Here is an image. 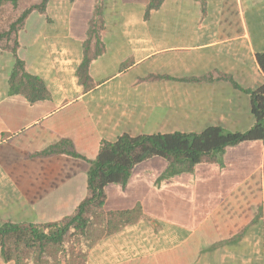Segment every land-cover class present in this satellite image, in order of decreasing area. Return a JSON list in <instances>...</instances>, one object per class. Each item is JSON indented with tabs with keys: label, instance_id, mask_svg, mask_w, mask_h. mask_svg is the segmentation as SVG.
Listing matches in <instances>:
<instances>
[{
	"label": "crops",
	"instance_id": "0c3cea01",
	"mask_svg": "<svg viewBox=\"0 0 264 264\" xmlns=\"http://www.w3.org/2000/svg\"><path fill=\"white\" fill-rule=\"evenodd\" d=\"M151 1L48 0L16 53L0 48V225L73 214L103 140L255 124L264 0ZM17 58L30 79L13 76ZM104 190L105 210L132 221L86 264H264V138L189 170L154 156ZM0 264L17 263L0 250Z\"/></svg>",
	"mask_w": 264,
	"mask_h": 264
},
{
	"label": "trees",
	"instance_id": "16d2710c",
	"mask_svg": "<svg viewBox=\"0 0 264 264\" xmlns=\"http://www.w3.org/2000/svg\"><path fill=\"white\" fill-rule=\"evenodd\" d=\"M47 1L30 4L25 0H0L1 49L16 53L18 34L25 20L34 9H43ZM159 1L152 0L150 5ZM257 58L264 71V52L258 53ZM21 71L29 79L32 77L24 72V63L17 58L13 76ZM250 95L255 124L246 131L210 126L201 132L122 134L112 141L103 140L96 158L90 162L89 196L73 214L59 222L1 224L3 259L17 264H62L63 261L86 264L88 251L98 240L132 221L131 212L105 210L106 185L126 183L135 165L154 156L166 158L172 168L189 170L210 152L222 151L241 141L264 138V84Z\"/></svg>",
	"mask_w": 264,
	"mask_h": 264
},
{
	"label": "rangeland",
	"instance_id": "374dc122",
	"mask_svg": "<svg viewBox=\"0 0 264 264\" xmlns=\"http://www.w3.org/2000/svg\"><path fill=\"white\" fill-rule=\"evenodd\" d=\"M10 10V9H9Z\"/></svg>",
	"mask_w": 264,
	"mask_h": 264
}]
</instances>
